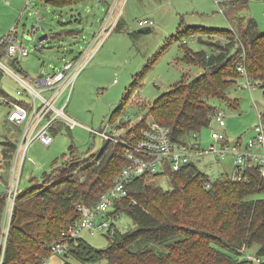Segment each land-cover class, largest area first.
Listing matches in <instances>:
<instances>
[{"label": "trees", "instance_id": "trees-1", "mask_svg": "<svg viewBox=\"0 0 264 264\" xmlns=\"http://www.w3.org/2000/svg\"><path fill=\"white\" fill-rule=\"evenodd\" d=\"M44 1L66 6L85 0ZM245 1L230 0L228 7ZM189 36H197L205 49L187 46L184 57L201 65L203 72L189 81L174 83L148 110L152 120L168 128L170 139L183 143L209 126L217 110L210 98L236 107L237 100L230 98L227 90L242 77L240 64L249 80L264 87V33L258 30L253 17L235 18L229 28L182 22L167 41ZM214 36L224 39H211ZM135 87L132 83L125 91L110 121L122 114ZM0 94L9 96L1 89ZM61 125L55 124L51 132L59 131ZM145 127L143 117L127 125L121 136L127 138ZM0 143L16 149L13 142ZM68 152L60 166L31 186L16 189L1 264H40L49 257L50 245L78 222L77 204L94 206L127 163L123 146L111 141H104L101 149L90 156L83 157L72 145ZM243 175L245 178L240 180L227 173L210 178L193 163L180 170L166 164L161 171L144 172L125 184L126 196L114 201L110 213L114 217L127 215L134 227L126 231L115 227L108 232L105 248H96L82 237L71 240L69 257L78 264L102 260L109 264H264V197L247 198L264 193V177L254 167L243 171ZM160 177L169 181V189L154 183ZM207 181L209 187L205 188ZM7 205L5 192L0 194V237ZM252 245H256L253 254L262 257L259 262L243 256ZM62 264L74 263L65 258Z\"/></svg>", "mask_w": 264, "mask_h": 264}, {"label": "rangeland", "instance_id": "rangeland-1", "mask_svg": "<svg viewBox=\"0 0 264 264\" xmlns=\"http://www.w3.org/2000/svg\"><path fill=\"white\" fill-rule=\"evenodd\" d=\"M123 1L85 0L54 6L44 0H0V39L15 30L16 43L29 51L28 55L17 57L20 70L2 59L15 73L34 77L43 70L50 71L53 65L58 66L66 60L91 54L90 60L74 81L65 108L67 115L81 125L72 128L61 125L49 145H43L38 140L32 141L19 175L18 170L14 169L16 149L14 151L9 145L0 143V194L14 191L15 186L16 189L27 188L52 168L60 166L69 155L71 145L83 157L101 149L103 138L90 130L104 129L108 124L113 126L116 123L117 119L112 122L109 116L132 83L136 89L124 105L122 115L127 116V119L116 127L119 134L125 133L127 125L143 117H146L147 123L150 122L149 107L161 93L180 80L189 81L202 73L201 65L184 57V48L187 46L193 50L205 49L197 36L167 41L181 21L208 28H229L231 20L235 18L253 17L259 31L264 33V0L238 2L236 8L228 9L215 0H129L125 8ZM203 2L208 4L205 14L193 13V6ZM182 9L183 13H187L178 15L177 12ZM143 13L154 18L152 30L145 33L132 31L140 28L137 21ZM110 15L112 18L107 20ZM202 37L208 38L206 35ZM217 38L224 39L219 36L211 39ZM40 42L42 47L36 49L35 46ZM246 81V77H240L237 84L227 90V95L237 100L235 108L216 98L209 99L218 110H223L224 131L230 141L238 137L246 140L253 136L255 131L252 128L259 122L258 112L264 113V87L251 80V85H245ZM17 88V82L11 74L0 70V89L8 97L23 98L16 96ZM1 97L7 96H0V142H13L17 148L24 124L15 125L6 119L9 108ZM262 119L264 122V116ZM211 129H218L213 119L208 127L195 134L204 148L213 143ZM190 141L193 142L194 138L191 137ZM195 163L210 178L219 173L232 175L235 172L229 155L219 160L203 156ZM154 183L164 189L170 188L169 181L164 177L154 179ZM263 197L264 193H257L247 198ZM10 208L11 201L4 211L3 224L9 222ZM99 218L97 216L96 219ZM113 223L121 231L134 227L132 220L125 214L113 219ZM81 237L96 248H105L108 244L106 229L84 230ZM255 250L256 245H252L243 256L253 254ZM64 259L62 256H53L50 264H62ZM66 259L74 264L79 263L71 257ZM95 264L109 263L102 260Z\"/></svg>", "mask_w": 264, "mask_h": 264}, {"label": "built area", "instance_id": "built-area-1", "mask_svg": "<svg viewBox=\"0 0 264 264\" xmlns=\"http://www.w3.org/2000/svg\"><path fill=\"white\" fill-rule=\"evenodd\" d=\"M140 27H151L154 21L150 18L138 20ZM113 27V25H112ZM15 30L5 34L0 39V70L9 72L12 78L17 82L16 96L13 99L1 97L8 106L6 119L15 125L24 124L21 133L20 142L16 148L14 169L18 170V175L22 163L26 157L28 147L32 141L38 140L43 145H49L53 141V126L61 123L63 126L72 128L81 125L75 119L71 118L65 112L68 99L74 84V81L83 67L91 58V54H84L81 57L66 60L61 65L51 66V70L42 71V75L21 76L12 71L2 59H6L17 70L18 55L26 56L29 51L15 40ZM42 47V42L36 45V49ZM242 77H246L245 85H251L246 76L243 64L238 66ZM223 110H216L211 115V120L216 122L218 129H211L210 136L213 139L208 147L204 148L197 141L194 135V141L188 143L177 142L170 139L168 128L161 126L156 121L151 120L147 127L141 128L138 133L131 132L127 138L122 137L116 132L121 121L126 120L127 116L119 115L116 123L111 126L108 124L104 129L90 130L95 135H99L104 141L119 143L123 146L127 163L120 170L113 180V185L104 193L94 206H88L84 203H78L76 206L80 218L77 223L70 226L64 233L63 238L54 241L50 245L51 255L44 258L40 264H50L53 256H62L69 258L68 247L69 241L81 237L84 230L96 231L106 229L107 233H112L116 227L113 223L114 217L111 213L113 204L116 199L126 196L125 184L131 179L143 174L144 172L161 171L166 164L173 170H180L188 164H195L203 156H212L216 160L229 155L233 160L235 172L230 175L233 179H243V171L248 168H255L258 173L264 177V122L263 114L258 112L259 122L253 126L255 134L244 140L238 137L230 141L224 131ZM108 127V128H107ZM97 162V161H96ZM19 165V166H18ZM15 181V176L13 178ZM19 176L16 177L18 183ZM17 185V184H16ZM205 188L209 187V182H205ZM14 191L8 192V203L11 201L10 213L12 210ZM97 216L100 218L97 220ZM9 222L3 224L2 234L0 237V264L3 260V253L7 238ZM245 257L254 262H259L262 257L254 254H246Z\"/></svg>", "mask_w": 264, "mask_h": 264}, {"label": "crops", "instance_id": "crops-1", "mask_svg": "<svg viewBox=\"0 0 264 264\" xmlns=\"http://www.w3.org/2000/svg\"><path fill=\"white\" fill-rule=\"evenodd\" d=\"M129 0H124L123 1V8H125V6H126V4H127V2H128ZM214 1V0H213ZM232 1H234V0H232ZM215 2H217V3H219V4H223V5H225V7L228 9V5H229V3H230V0H223V1H220V0H215ZM223 2V3H222ZM207 3L206 2H203V3H201V4H199V3H197V5H194L193 6V13H200V14H205V12H206V8H207ZM191 7V6H190ZM190 7H186V8H190ZM230 8H236V7H230ZM184 9H182V11H178L177 12V14L179 15V14H181V12H182V14H186V13H183L184 11H183ZM175 14V13H174ZM181 14V15H182ZM178 15L176 16V17H178ZM111 16V15H110ZM110 16H108L106 19L107 20H109L110 18H112V16L110 17ZM119 18V17H118ZM143 18H150V19H152L153 21H154V18L152 17V16H148V13H143L142 15H140L139 16V19L138 20H140V19H143ZM244 18V17H243ZM248 18V17H247ZM255 19V18H254ZM121 22H122V20H121ZM138 22V21H137ZM183 21H181L180 23H182ZM138 24V23H137ZM232 24H233V20H231V26H232ZM230 26V27H231ZM259 30V29H258ZM8 97V96H7ZM8 98H10V97H8Z\"/></svg>", "mask_w": 264, "mask_h": 264}, {"label": "water", "instance_id": "water-1", "mask_svg": "<svg viewBox=\"0 0 264 264\" xmlns=\"http://www.w3.org/2000/svg\"><path fill=\"white\" fill-rule=\"evenodd\" d=\"M152 29H151V27H149V26H146V27H140L139 29H137V30H132V31H135V32H143V33H145V32H150ZM43 73H41L40 75H42Z\"/></svg>", "mask_w": 264, "mask_h": 264}]
</instances>
